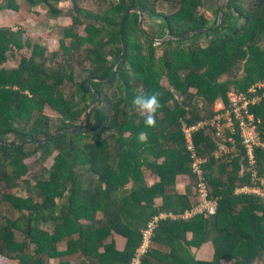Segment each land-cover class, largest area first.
Wrapping results in <instances>:
<instances>
[{"label": "trees", "instance_id": "obj_1", "mask_svg": "<svg viewBox=\"0 0 264 264\" xmlns=\"http://www.w3.org/2000/svg\"><path fill=\"white\" fill-rule=\"evenodd\" d=\"M24 1L73 23L50 64L47 49L23 31L0 28V202L17 215L0 213V264H131L161 214L177 218L158 219L140 264H264V195L237 191L264 189V146H256L254 166L239 142L219 160L211 129L194 130L218 208L181 218L197 202L198 183L182 125L210 118L232 87L249 94L264 80V0H229L218 27L221 0H98L97 12L78 0L69 10L62 0ZM160 1L168 13L156 10ZM8 7L18 10L14 0ZM130 9L142 10V25L137 12L123 18L125 51L113 74L123 52L119 20ZM26 46L29 56L4 66L9 50ZM153 92L160 108L148 127L133 99ZM89 107L87 127L66 133L85 123ZM249 109L264 141V97ZM207 242L212 260L196 259L192 249Z\"/></svg>", "mask_w": 264, "mask_h": 264}, {"label": "built area", "instance_id": "obj_2", "mask_svg": "<svg viewBox=\"0 0 264 264\" xmlns=\"http://www.w3.org/2000/svg\"><path fill=\"white\" fill-rule=\"evenodd\" d=\"M251 87H253V89H251V91L248 90L249 94L232 87L227 93L226 100L219 97L214 102L212 106L213 115L210 118L200 120L192 125H182L187 147L193 152L191 167L192 172L197 177L198 183L194 190L197 202L194 207L186 211L181 218L189 219L198 214L214 215L218 208V197L212 196V189L207 181L205 169L201 166L206 158L197 156L192 144L191 134L194 130L201 127H209L211 129L213 137L218 142V148L214 151L216 159L220 160L223 158L222 156L226 157L227 154L237 153V143L239 142L246 150L249 165L254 166L255 148L259 145L264 146V141H262L256 133L259 126L249 106L259 102L264 97V80L257 82ZM260 89L263 91L260 92ZM237 191H253L264 195L262 191L256 190L254 186L239 187ZM166 217L177 218L173 214H161L159 218H155L144 232L143 245L137 250L136 256L131 264H140L141 258L147 253L151 243L155 223L158 219Z\"/></svg>", "mask_w": 264, "mask_h": 264}, {"label": "rangeland", "instance_id": "obj_3", "mask_svg": "<svg viewBox=\"0 0 264 264\" xmlns=\"http://www.w3.org/2000/svg\"><path fill=\"white\" fill-rule=\"evenodd\" d=\"M98 0H78L77 6L82 9H90L94 10L95 12L102 10L98 6ZM216 4H218L217 0ZM10 0H0V28H5L13 31L21 30L24 33V38L28 39L31 44H38L44 48L47 49L46 57L48 59V64L51 62H59L61 59L59 53L60 52V39L63 37V28L66 26L72 25L73 21L68 16H61L57 19H52L48 15L47 9L43 6V4L38 5L36 7H30L24 0H14V4L17 5L18 10L15 11L12 8L8 7ZM211 3L214 2L213 0ZM223 3V0H221V5ZM59 7L64 10H69L73 8L72 3L69 0H62L59 3ZM104 9V7H103ZM169 4H162L160 1L158 3V6L156 7V10L158 12L162 13H168L170 10ZM74 10V9H73ZM202 12H205V14L211 15V13L206 12L204 9L201 8ZM209 17V16H208ZM153 27H156L155 23L153 24ZM32 47L26 46L22 49H15L12 48L7 52V60L5 63V67L7 68H14L20 63V60L23 56H29L31 53ZM59 52L57 55V58H52V54L54 52ZM161 52L160 49L156 51L157 54ZM79 57V54H78ZM63 61V60H61ZM75 63V62H74ZM76 65V63H75ZM237 75L235 71L230 72L228 75L224 77H234ZM253 87H251L249 90L251 91ZM69 91V89L67 90ZM48 114L54 116V114L51 111H47ZM142 112V111H141ZM256 133L259 135L261 139V132L260 129L257 128ZM262 140V139H261ZM52 164V159L48 160L47 166H50ZM41 164L38 162L35 169H40ZM256 170H254V174H256ZM146 177L150 178L151 183L155 181V178L151 176L149 171H146ZM262 182H264V178H261ZM256 190L262 191L264 193V189L254 186ZM186 189V186L184 184L177 185V190L180 192H184ZM18 194L20 193L17 189H15ZM195 190V188L193 189ZM15 211L8 208L5 204H2L0 202V213L4 216H17ZM61 247H64L62 244ZM205 256V255H204ZM1 260L3 258H0ZM1 264H8L5 260H3ZM58 260H52V263H56ZM226 264V263H224Z\"/></svg>", "mask_w": 264, "mask_h": 264}, {"label": "clouds", "instance_id": "obj_4", "mask_svg": "<svg viewBox=\"0 0 264 264\" xmlns=\"http://www.w3.org/2000/svg\"><path fill=\"white\" fill-rule=\"evenodd\" d=\"M158 93L141 94L137 95L133 99V104L137 106L143 113H146L144 123L146 126L151 127L155 124V114L160 108V102L158 99ZM145 137L144 132L139 133V138L143 140Z\"/></svg>", "mask_w": 264, "mask_h": 264}, {"label": "water", "instance_id": "obj_5", "mask_svg": "<svg viewBox=\"0 0 264 264\" xmlns=\"http://www.w3.org/2000/svg\"><path fill=\"white\" fill-rule=\"evenodd\" d=\"M229 0H223V3H222V7H221V10H220V14H219V18H218V24H217V27L222 23V20H223V15H224V11H225V8L228 4ZM134 12H137L139 14V20H138V26L141 27L142 25V21H143V15H142V10L141 9H130V10H127L124 15L120 18L119 20V25H120V30H121V36H122V41H123V52L121 53L119 59L116 61V64H115V67L113 68V74L115 73L116 71V65L119 63V61L122 59L123 57V54H124V51H125V45H124V37H123V30H122V20L125 16L131 14V13H134ZM201 30H197V31H193V32H190L188 35H186L185 37H190L192 36L194 33L196 32H199ZM169 38L168 36L166 37H163L161 39H157L156 42H161L162 40L164 39H167ZM98 79V78H97ZM100 79V78H99ZM107 80V79H106ZM98 100V98L92 102L90 104V107ZM88 108V110L86 111V118H85V123L78 127V128H74V129H71V130H68L66 133H74V132H77L85 127H87L88 125V122H89V118H90V109L91 108Z\"/></svg>", "mask_w": 264, "mask_h": 264}, {"label": "crops", "instance_id": "obj_6", "mask_svg": "<svg viewBox=\"0 0 264 264\" xmlns=\"http://www.w3.org/2000/svg\"><path fill=\"white\" fill-rule=\"evenodd\" d=\"M157 202L161 203V200L158 199ZM192 251L198 260H212L214 255V248L211 242L205 243L200 249H192ZM224 263L225 262H222V264Z\"/></svg>", "mask_w": 264, "mask_h": 264}]
</instances>
